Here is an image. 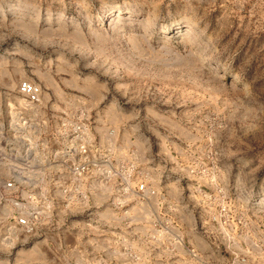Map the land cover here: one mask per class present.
Listing matches in <instances>:
<instances>
[{
	"label": "clouds",
	"instance_id": "clouds-1",
	"mask_svg": "<svg viewBox=\"0 0 264 264\" xmlns=\"http://www.w3.org/2000/svg\"><path fill=\"white\" fill-rule=\"evenodd\" d=\"M264 0H0V264H264Z\"/></svg>",
	"mask_w": 264,
	"mask_h": 264
},
{
	"label": "rangeland",
	"instance_id": "rangeland-1",
	"mask_svg": "<svg viewBox=\"0 0 264 264\" xmlns=\"http://www.w3.org/2000/svg\"><path fill=\"white\" fill-rule=\"evenodd\" d=\"M259 175L264 176V172H261Z\"/></svg>",
	"mask_w": 264,
	"mask_h": 264
}]
</instances>
